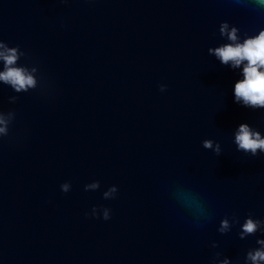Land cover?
<instances>
[{
    "label": "water",
    "instance_id": "obj_1",
    "mask_svg": "<svg viewBox=\"0 0 264 264\" xmlns=\"http://www.w3.org/2000/svg\"><path fill=\"white\" fill-rule=\"evenodd\" d=\"M233 29L264 32V0H0L35 80L0 81V264H251L264 152L235 135L264 139V107L235 102L247 61L209 51Z\"/></svg>",
    "mask_w": 264,
    "mask_h": 264
},
{
    "label": "clouds",
    "instance_id": "obj_2",
    "mask_svg": "<svg viewBox=\"0 0 264 264\" xmlns=\"http://www.w3.org/2000/svg\"><path fill=\"white\" fill-rule=\"evenodd\" d=\"M226 23H222L220 27L221 35H224ZM227 38L233 43L225 44L216 49H209L210 52L220 59L222 64L232 62V67H238L243 61H247L243 67V79L239 80L234 85L235 102L243 101L244 106H260L264 107V32H261L258 37L246 39L242 44L235 43L237 41L236 30L233 29L227 33ZM9 53L3 55L0 53V58L4 61V72H0V81L10 84L16 92L21 90L27 91L28 87L35 85V80L31 75H26V69L23 67H12L16 64L20 56L24 55L23 52L18 50V47L8 48L6 45L0 44ZM163 91V86L161 87ZM0 123H5L0 119ZM0 133L7 134V129L0 128ZM203 147L212 148L213 142L211 140H204ZM235 143L238 146L237 150H243L246 153H251L255 156L257 150L264 152V139H261L260 133L252 131L247 124H241L239 131L235 135ZM213 151L216 154L220 153V145L217 143ZM98 182L93 184V187L98 186ZM64 192H68V184L61 186ZM114 190V189H113ZM107 194H105L106 196ZM103 218L107 220L109 213L105 210ZM223 227H227V222H222ZM264 225V220H253L252 218L246 219L243 225V232L240 233V238H244V234H255L261 230ZM257 244L261 248L249 251L246 256V261H251V264H261L264 262V239L257 240ZM227 264V262H225Z\"/></svg>",
    "mask_w": 264,
    "mask_h": 264
}]
</instances>
